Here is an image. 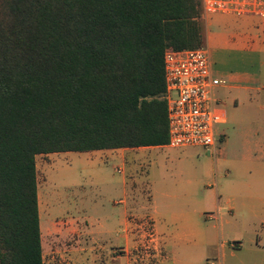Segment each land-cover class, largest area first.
<instances>
[{
    "label": "trees",
    "instance_id": "obj_1",
    "mask_svg": "<svg viewBox=\"0 0 264 264\" xmlns=\"http://www.w3.org/2000/svg\"><path fill=\"white\" fill-rule=\"evenodd\" d=\"M201 0H0V264H44L37 156L169 142L164 55Z\"/></svg>",
    "mask_w": 264,
    "mask_h": 264
},
{
    "label": "rangeland",
    "instance_id": "obj_2",
    "mask_svg": "<svg viewBox=\"0 0 264 264\" xmlns=\"http://www.w3.org/2000/svg\"><path fill=\"white\" fill-rule=\"evenodd\" d=\"M208 30L213 35L222 31L215 25ZM208 46L215 51L213 44ZM223 68L231 70L232 66L217 65V69ZM220 92L225 104L218 106L217 112L226 122L217 126L220 136L209 149L199 146L161 148L134 155L135 161L130 160L129 164L117 157L91 156V152L38 155L44 264H113L112 256L122 259L123 264H156L164 253L156 247L146 217L128 219L136 228L123 233V244L119 246L122 240L115 232V221L131 205V193L138 205H147L156 189L162 209L168 212L190 210L195 200L207 199L216 206L220 196L223 205L228 199L238 203L243 196L246 173L243 95L241 91L227 88ZM223 137L227 142L222 143ZM144 149L149 148L131 151ZM222 211L229 213L227 206ZM90 219L94 222L108 220L107 228L101 232L95 228L98 233H94L89 226ZM169 240L171 243L179 241L172 234ZM101 242L111 244L102 258ZM176 252L182 255L187 251L178 248ZM206 256L204 264L208 260L216 261L211 248L207 249Z\"/></svg>",
    "mask_w": 264,
    "mask_h": 264
},
{
    "label": "crops",
    "instance_id": "obj_3",
    "mask_svg": "<svg viewBox=\"0 0 264 264\" xmlns=\"http://www.w3.org/2000/svg\"><path fill=\"white\" fill-rule=\"evenodd\" d=\"M203 22L205 43L214 74L223 81L218 88V95L222 97L220 89L223 88L241 91L243 95V159L246 173L242 199L238 203L228 199L223 205L220 196L216 206H212L207 199L195 200L190 210L168 212L162 209L156 189H153L147 205H138V200L131 193V205L115 221V232L122 240L121 246L123 233L136 228L128 219L133 216L146 217L148 229L155 236L156 247L159 246L164 253L156 260V264H204L205 259H208V248L215 254L216 261L208 260L207 264H264V20L253 16L214 14L204 17ZM213 25L222 31L213 35L208 30ZM209 43L215 46V53L208 46ZM218 64L222 67L230 64L232 69H217ZM224 142H227L225 137L222 139ZM140 148L149 149L140 152L131 151L138 148L87 152H91V156L117 157L124 164H129L140 153L174 147L162 145ZM225 206L229 213L222 211ZM225 214H228L227 218ZM106 219L96 222L90 219V229L94 233L101 232V229L107 228ZM171 234L176 235L179 241L169 242ZM110 246L106 242L99 244L101 258L105 257L104 252ZM178 248L187 252L181 255L176 252ZM111 253L112 256L114 250ZM112 258L113 264H123L122 259L116 256Z\"/></svg>",
    "mask_w": 264,
    "mask_h": 264
},
{
    "label": "built area",
    "instance_id": "obj_4",
    "mask_svg": "<svg viewBox=\"0 0 264 264\" xmlns=\"http://www.w3.org/2000/svg\"><path fill=\"white\" fill-rule=\"evenodd\" d=\"M202 18L214 14L258 17L264 20V0H201ZM168 103V146L214 147L217 126L226 119L217 107L225 101L218 95L222 80L215 76L206 45L193 49L169 47L164 55Z\"/></svg>",
    "mask_w": 264,
    "mask_h": 264
}]
</instances>
